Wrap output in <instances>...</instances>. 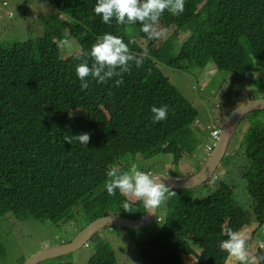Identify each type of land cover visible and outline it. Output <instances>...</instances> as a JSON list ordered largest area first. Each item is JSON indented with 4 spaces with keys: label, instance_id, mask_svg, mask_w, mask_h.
<instances>
[{
    "label": "trees",
    "instance_id": "1",
    "mask_svg": "<svg viewBox=\"0 0 264 264\" xmlns=\"http://www.w3.org/2000/svg\"><path fill=\"white\" fill-rule=\"evenodd\" d=\"M29 2L20 0L17 7L23 18L30 17L25 11ZM46 3L52 5L51 12L35 17L40 36L0 48V217L11 214L19 221L57 224L71 220L79 205L87 223L108 215V210L137 220L142 216L138 211H144L142 202L127 199L119 190L109 196L104 187L107 171L116 163L119 170L130 163L122 157L151 158L164 152L173 159L165 172H172L182 163L184 151L193 152L194 132L200 129L194 98L165 75L166 67L190 73L197 81L213 63L219 71L237 75L240 86L260 83L248 82L247 76L254 79L264 72V0H185L182 14L167 10L162 14L157 27L165 34L155 40L147 38L139 22L119 25L113 18L104 24L94 13L97 0ZM105 33L123 39L130 52L139 55L147 50L149 56L143 66L132 62L130 72L105 83L87 77L89 87L82 89L75 70L82 60L62 58L57 42L67 40L80 52H90ZM179 33L187 37L176 43ZM22 56L18 68L15 61ZM117 79L123 80L119 86ZM255 92L264 98V80ZM154 105L168 106L166 120L152 122ZM242 120L248 126L235 147L230 141L220 168H239L232 180L240 187L245 184L252 214L248 205L224 193L226 188L232 194L228 186L234 185L232 181L201 199L175 191L156 231L148 236L145 229L136 230L143 237H130L142 256L140 264H185L182 256L189 255L195 256V264H223L227 253L212 241L227 239L229 230L236 231L251 218L256 226L264 224V111ZM241 125L232 138L239 135ZM83 133L90 134L87 145L66 142V137ZM126 202L131 212L125 211ZM105 230L107 235L124 231ZM107 235L89 264H117ZM93 239L103 240L99 233Z\"/></svg>",
    "mask_w": 264,
    "mask_h": 264
},
{
    "label": "rangeland",
    "instance_id": "2",
    "mask_svg": "<svg viewBox=\"0 0 264 264\" xmlns=\"http://www.w3.org/2000/svg\"><path fill=\"white\" fill-rule=\"evenodd\" d=\"M46 1L47 0H43L45 6L48 8L47 10L51 11L50 8L52 5L46 3ZM3 2H6L7 6H5L6 4ZM29 3H31L32 7L38 11L44 8L42 0H30ZM19 4L20 0H0V47H8L14 42H22L28 38L35 39L40 36V29L35 17L32 15H28L31 17L27 18L21 17L17 8ZM10 12L12 13L11 18L8 17ZM173 30L174 28L168 30L166 34L170 36ZM186 37L187 34L179 33L176 43H179ZM141 44L143 48H145L144 42H141ZM74 47L70 50L68 46L63 47L62 49L66 52L63 57L76 56L80 51L78 48ZM249 57L252 60L251 56ZM90 64L91 61L89 60V66ZM165 75L173 81L176 87L178 86L181 88L185 95H190L189 97L191 100L194 98L192 101L193 105L197 106L199 113L198 123L200 127L198 131L194 132L196 135V141L191 142L194 146V150L190 154L184 151L185 156L182 163L178 167L174 166V168H172L174 171L172 172H165L171 168L173 159L171 154L164 152H161L151 158H143L139 155L135 157H122L121 161L125 159L126 162L130 163L126 164V166L121 169V172L127 171L132 163H136L138 169L144 172L147 168H150L153 173L156 174L181 175L184 177L192 175L197 171V166H199L198 162L202 161L206 156L205 145L212 143L209 138V129L207 127L218 125V122L225 118L229 110L234 109L237 105L247 101V99L252 97L256 99L261 98V93H256L255 91L257 89V85L260 86L261 82L264 80L262 79L264 78L263 72L260 77L255 75L254 79H252V76H247L248 82L254 80L255 82L260 83H247L244 86H240V78H238L237 75H231L228 71H219L212 63L204 69V71L199 75V79L197 81L190 73L184 71L172 72V69L167 67ZM197 85V90H194L192 93V87ZM198 91H200V93ZM217 104L219 107H216ZM241 124L242 122L239 125ZM247 126L248 123L246 121L241 125L239 135L232 139V148L238 144ZM235 133H237V130ZM165 151L169 152L170 148L166 147ZM115 167L119 169L120 163H117ZM217 172L218 180H222L223 182H226L232 176H236L237 173L232 168L228 171H226V169H223L222 171L218 168ZM232 182L234 183L235 188L231 186V189H235L236 193L234 200L236 202H238V199L246 200L248 204L247 212L252 213V200L246 191L245 184H242L240 187L237 185L235 180H232ZM213 183L207 182L200 187L182 193L193 198L201 199L209 195L218 187V184ZM172 204L173 200L167 198L157 208V214L160 215L163 220H165L166 214L170 210ZM107 212L110 213L112 211L108 210ZM115 214L118 215V212H115ZM87 221V216L84 214L81 207H77L71 220L58 222L57 224L52 222H48L47 224V222L43 223L36 219H31L30 221H19L11 214H6L0 217V264H24L28 258L40 250L67 243L86 226ZM153 226L149 227L147 230L149 231ZM254 227L255 225L249 227L248 232H251ZM106 231L108 230H104L99 233L103 239L100 242L97 239L94 240V236L88 242L86 247H82L76 251L62 254L54 258L46 259L39 264H88L89 258L95 254L97 249L101 247L100 244L104 242V236L107 235ZM139 232L140 231L134 230L131 235L135 237H143L142 233ZM241 234L245 235L246 232L242 231ZM107 236L110 237L108 241L106 240L109 244L108 248L114 253L117 264H140L141 257H135L131 254L130 251L134 246L133 244L130 246L127 245L125 241L126 236L123 232H118L117 234L113 232ZM128 241H130V239H128ZM260 244V238L256 235L251 241V255L252 253H255L254 250L258 248ZM217 246L219 247V244H217ZM194 249L198 254L199 250L196 248ZM262 251L264 252V247L262 248ZM182 260L185 263H194L195 256H183ZM224 264H234V262L229 256Z\"/></svg>",
    "mask_w": 264,
    "mask_h": 264
},
{
    "label": "clouds",
    "instance_id": "3",
    "mask_svg": "<svg viewBox=\"0 0 264 264\" xmlns=\"http://www.w3.org/2000/svg\"><path fill=\"white\" fill-rule=\"evenodd\" d=\"M184 8H185V0H97V3L94 7V13L97 16L102 17V22L104 24H111L113 18H115L116 23L119 25H134L137 22H139L141 26L140 30L144 34L147 35V38L149 40H155V39L163 38L165 34V30L157 27L162 14L167 10L172 15H180L184 12ZM47 9L48 8L44 4V8L38 11L34 7H32V4L27 3V8L25 9V11L28 13V15H32L33 17H36L38 13L40 12H43L45 14L51 12V11H48ZM15 43L13 47L16 46ZM57 46L60 47L61 49L62 58H67L68 56L63 57L66 54V52L62 48L68 46L70 50L74 47V44H72L70 41L61 39L57 42ZM148 56H149V53L147 50H144L139 55H136L130 52L128 45L123 41V39H121L118 36H114L110 33H105L103 36L97 38L96 42L92 45L90 52H80L76 55L75 58L77 60H82V62L76 66V69H75L76 75L80 79L81 88L87 89L89 87V83L86 81L87 77H91L92 79L96 80L98 83H105L113 77H121L124 73L130 72L132 62H134L136 67L143 66L144 60ZM23 59H24V56H22L21 58L17 59V61H15V63L18 65V68L20 67ZM89 60L91 61L90 66H89ZM115 83L117 86H119L123 83V80L117 79ZM197 87L198 85L193 86V89L196 91ZM260 96L263 97L262 93ZM250 99H256V98L252 97ZM216 107H219V105L217 104ZM151 112L153 113L152 122L155 124L163 120H166L168 117L169 110H168L167 105H164L161 107H157L154 105L151 107ZM223 123L221 124L220 127L219 126L217 127L208 126L207 127L209 129V138L212 141V143L206 144L205 146L206 156L202 161L198 162L200 169L207 161L208 159L207 157H209L212 151L214 150V147L216 146L219 140ZM232 139L233 138H231L230 141ZM73 140L78 141L80 144L87 145L90 141V134L83 133L79 135H72L70 137H66V142L69 144H71ZM230 141L228 145L230 144ZM227 151H228V147H227V150L224 156L227 155ZM223 157L221 158L220 163L215 169V171L213 172L212 176L208 178L200 186L206 184L207 182H211V183L214 182L213 184L215 183L218 184V187L215 189L217 190L223 186V183H226L228 185V182L232 181L233 178L237 177V174H238L237 171L239 168L234 165L231 168L237 172L236 176H232L226 182H223L222 180H218L217 170L218 168L219 170H222V168L220 167H221V161ZM121 169L119 170L116 167H112L111 169L107 171L106 173L107 180L105 182L104 187L106 188L108 195L115 196L117 190H119V193L123 195L124 197H126L127 199L142 202L144 211H138L139 213L142 214V216L137 220L143 219L145 217L146 209H147V212L149 210H153V212L150 214L149 223L145 227L140 228V229H128V228L117 227V226L104 227L103 229L98 231L96 234H94L88 241H86V243H84L78 249L82 247H86L88 242L94 236L104 231L105 229L108 228L109 231H112L113 228H117L121 230L124 229L123 233L126 236L125 241L127 245L130 246L133 244L134 247L130 251L131 254L135 257H142L137 251L134 243L131 242L130 237L132 236L131 235L132 231L145 229L144 231L148 233L147 234L148 236L150 232H155L156 226L159 224H162L165 221L162 219L160 215L157 214L158 213L157 208L167 198L176 196L177 194L175 191H188V190H173L172 186L170 185L166 186V184L163 182L161 177L154 178L153 176L156 175V173H153L150 170H147L146 172L139 170L136 163H132L130 168L127 171L121 172ZM198 171H196L195 173H197ZM195 173H193L192 175H194ZM169 176H172V175H169ZM174 177H184V176L174 175ZM228 186L230 187L232 186L233 188H235V185H228ZM231 192L232 194L226 188H224V193L227 194L230 198L234 199V197H236L235 189L234 190L231 189ZM247 193L251 197L249 191ZM238 202L248 205L246 200L244 199H238ZM78 207L80 206L78 205ZM251 208H252V205H251ZM124 209L126 212H131L130 204L126 202L124 204ZM249 213L252 214L251 212ZM110 214L114 216H118L117 214H115V212L108 213V215ZM130 220H136V219H130ZM90 223H87L84 228H86ZM253 225H255V223L253 222V218H251L250 223L243 224V226L237 229L236 231L229 230L227 232V237H228L227 239L221 242L212 241L213 246L216 249L220 251L223 250L227 253L224 263L226 262L229 256L232 258L234 264H259L260 261L264 260V252L262 251V248L264 247V224L258 225V226L255 225L253 230L251 232H248V228L252 227ZM151 226L153 227L148 231L147 229ZM82 230H80L76 234V236L69 242H72L73 240H75L76 237L82 232ZM242 231H245L246 234L242 235L241 234ZM256 235L259 236L261 244L259 245L258 248L254 250L255 253H252L251 255L250 254L251 244L250 246H247V240L252 241ZM128 239H130V241H128ZM67 243H63V244H67ZM217 244H219L220 248L217 246ZM92 256L89 258L88 264ZM182 259H183V256H182ZM195 262H196V258H195L194 263L193 262H190V263L184 262V263L185 264H195Z\"/></svg>",
    "mask_w": 264,
    "mask_h": 264
},
{
    "label": "water",
    "instance_id": "4",
    "mask_svg": "<svg viewBox=\"0 0 264 264\" xmlns=\"http://www.w3.org/2000/svg\"><path fill=\"white\" fill-rule=\"evenodd\" d=\"M257 111H264V98L250 99L232 109L226 117L222 128L219 140L214 147V150L208 157L202 168L189 177H174L165 174H156L154 178H160L166 186H172L173 190H190L200 186L208 178H210L220 163L221 158L226 153L228 143L236 131L240 121L248 114ZM167 178V179H165ZM153 210L145 212V217L140 220H130L124 217L114 216L112 214L98 218L90 223L75 240L67 244L46 248L40 250L31 256L24 264H38L46 259L73 252L88 241L94 234L104 227L117 226L128 229H140L145 227L150 221V214Z\"/></svg>",
    "mask_w": 264,
    "mask_h": 264
}]
</instances>
